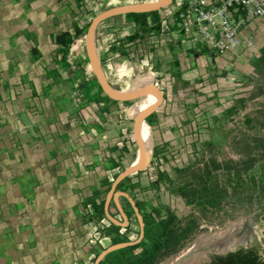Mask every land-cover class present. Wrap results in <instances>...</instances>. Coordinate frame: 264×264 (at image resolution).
<instances>
[{
  "label": "crops",
  "instance_id": "0c3cea01",
  "mask_svg": "<svg viewBox=\"0 0 264 264\" xmlns=\"http://www.w3.org/2000/svg\"><path fill=\"white\" fill-rule=\"evenodd\" d=\"M53 1L1 0L0 3L2 49L6 45H13V42L19 49L13 56V63L4 51H0V65L4 66L0 75L3 74L7 80L12 79L14 92L19 93V96L24 89L30 90L28 104L18 100L13 108L10 107L16 113L12 123L18 130L19 137L23 133L27 139L24 138L23 142L22 138L20 144L16 145L18 150L14 149L6 156L8 161L13 162L11 177L6 181L3 177L0 178V264H91L95 252L108 245H105V240L110 242L102 233V225L94 219L90 221L83 214L85 210L82 203L83 199L91 195L94 186L101 179H106L104 174L115 169L107 168L108 157L115 156L112 145H105L103 152L106 158L102 164L97 134L100 121L64 120V111H73V107L65 102L63 92L52 94L50 91H57V86L62 83L68 84V78H65L57 66L60 60L67 64V58L62 60L59 56L52 59L45 54L53 48L52 45L54 48L58 47L53 41L55 33L68 31L73 38L74 27L83 28L85 23L81 24L78 18L84 16L87 4L93 3L96 9L99 8L94 15L112 6L129 4L126 0H81L77 6L75 0H64V6L61 7L54 6ZM165 10L158 9L159 16ZM126 26L127 29L122 31ZM110 30L112 31L107 33ZM134 31L137 32L138 28L123 14L108 15L95 26L93 38L97 35V50L102 56L100 65L104 77L111 85L131 77L138 65L150 71L146 74H151L153 80L158 76L164 80L168 84L166 91L170 94H178L179 89L197 88L201 83H207L218 94L221 87L216 89L215 83H230L229 80L235 81L230 84L247 83L249 86L238 88V91H248L258 80L259 75L253 71L248 59L258 55V48L264 42L252 46L251 55H245L243 48L250 45L246 31L239 44L240 51L214 55L207 53L201 46L193 48L188 45L186 55L183 56L188 62L183 64V60L178 57L181 49L170 46L169 53L163 54L151 66L145 65L143 59H139V63L133 62L129 56L128 50L138 44L128 45L134 40L130 39ZM248 32L258 40L264 32V23L258 21L255 28L253 25L248 27ZM26 33L33 35L31 42L26 40ZM7 42L9 43L6 44ZM30 43L39 52V56L34 59L29 52ZM174 57L181 71V88L176 86V90L171 91L172 82H167V79L173 80L169 70L161 71L157 66L159 62L166 60H170V64ZM38 69L42 71L38 72ZM195 74L200 79L191 80V76ZM4 82L3 79L2 88ZM39 90L43 92L39 93ZM7 91L9 89L6 88L4 93L8 95ZM64 91L71 94L68 89ZM238 95H233V98ZM41 97H47L48 102L39 103ZM74 111L77 112L78 109ZM4 122L5 119H0V128ZM184 156L188 159V153ZM2 158L1 156L0 159ZM106 187L107 185L98 187L103 192L102 198ZM108 209L112 215L118 216L112 201L109 202Z\"/></svg>",
  "mask_w": 264,
  "mask_h": 264
},
{
  "label": "rangeland",
  "instance_id": "374dc122",
  "mask_svg": "<svg viewBox=\"0 0 264 264\" xmlns=\"http://www.w3.org/2000/svg\"><path fill=\"white\" fill-rule=\"evenodd\" d=\"M63 1L64 0H54L53 4L54 6L61 5L62 7L64 6ZM126 1L129 5H142L153 2L154 0ZM86 7L87 9L84 10V16L78 18L81 24L88 23L95 11L97 12L99 9L98 7L96 9V5H93V3L87 4ZM162 8L168 9L169 18L171 12L175 11L174 5L171 4L165 5L160 9L162 10ZM54 22H56V18H54ZM10 28H12V26H10ZM86 28H84L81 35L73 36L66 55L67 64L62 63L61 60L58 61L59 64L57 66L65 78H68V84L62 83L57 86L59 87L57 91L50 92L52 94L55 92H63L65 102L69 107H73V111H64V120L90 121L98 119L100 121V130L97 131V134L99 136L98 140L99 149H101L100 157L102 158V164L105 162L104 159L106 158L103 152L106 144H111L113 153L120 156V165L104 174V176L106 175V180L111 182L115 175L130 165L136 157L137 148L131 131L132 119L128 118L126 115V108L131 104H126L122 101H106L104 104L102 97L106 94L103 91L98 92L96 88L89 87V83L93 82V75L83 49V37ZM124 29H127V26L121 30L124 31ZM111 31L112 30L107 33ZM139 31L141 32V30ZM52 33L54 32L52 31ZM246 35L250 41L251 47L249 45V47L247 46L248 48H243V52L245 55H251L252 46L255 47L264 42V32L259 36L258 40L253 38L247 31ZM139 37L140 35L137 34V38ZM96 38L97 35H94L93 47L97 54L96 58L98 65L101 70H103L100 65L102 56L97 50ZM8 43L9 42L6 44ZM14 43L15 42H13V45H6L4 50L0 44V51H4L5 55L9 56V61L12 63L14 60L13 56L19 51ZM139 43L140 42H138L137 45H139ZM185 45L188 47L187 42ZM52 46L53 48H51L45 56L48 57L49 55L52 59H56L60 54L56 52L57 48H54V45ZM128 53L133 62L139 63V59H135V52L133 49H129ZM178 57L182 60L181 54ZM169 62L170 60L162 61L156 66L158 70L161 71L169 70ZM14 66L16 67V65H13V67ZM3 67L4 66L0 65V72L3 71ZM136 67L131 77H126V79L114 82L113 86L116 89H122L128 85L135 75L150 72L140 65ZM40 71H42V69H38V72ZM2 76L3 74L0 75V90H2L3 96L2 98L0 97V105L3 107H0V119H5V122L0 128V158L1 156L3 157L0 159V178L3 177L6 181L11 177L14 170L12 166L13 162L8 161L6 156L8 153H12L14 149L18 150L16 145L20 144L22 138L23 142L27 139L23 133V136L19 137L18 130H16L15 125L12 123V119L16 113L10 110V107L13 108L18 103V100H21L23 104H28L29 101L27 97L30 90L24 89L19 96V93L17 94L14 92V83L12 79L7 80V77ZM3 79L5 84L3 83L2 88ZM190 79L195 81L200 78L195 74L192 75ZM229 81L230 83H235L234 80ZM167 82L170 83L173 81L167 79ZM230 83L224 81L215 83L216 86L214 85V87L216 89L221 87L220 91H217L218 94H216L215 90L213 91L211 86L207 83H201L197 85V88L179 89L178 94L175 92L174 94H170L166 91L168 84H165V81L160 79L159 76L152 81V85L164 93V101L162 103L164 105L161 112L157 114L155 123L144 122L149 129L151 138L150 153L145 167L139 172L129 176L132 181H138L137 188L131 190V193L138 200L144 199L151 204L160 203L167 205L169 208L173 209L177 216L183 221L192 219L194 222L192 237L176 253L162 258L157 264H205L211 254L224 253L240 247L247 248L255 246L258 248L259 253H264V196L259 194V181L251 186H240L237 182L238 179H241L243 182L247 183V175L244 169L250 167L248 171H252L251 169H254L260 161L264 160V73L259 75L258 80L255 82V86L253 88L251 87L248 91H238V88H246L249 86L247 83L244 85ZM37 84L39 83L37 82ZM180 85L181 84L177 82L176 86H178V88H181ZM84 86H86L85 90H83ZM4 88L9 89V91H7L9 92L8 95L4 93ZM38 88L41 89V86L38 85ZM64 89L70 90L71 94H68V91H64ZM38 92L42 93L43 91L39 90ZM237 94L239 95L236 96V98H242V101L239 103L235 102V98H233V95ZM30 98L34 101L32 96ZM151 99L152 98L149 97L143 100L135 109L140 105L149 103ZM47 102V97H41L39 101L41 104H46ZM7 105L8 107H6ZM104 105L106 110L102 108ZM231 105H234L235 109L232 112L226 113L225 109ZM75 109H78V111H74ZM6 117H9L8 121ZM188 121L190 123H188ZM205 141H207V143H205ZM153 145H158L159 154H157V156L152 155ZM185 153H188V159H185ZM209 159H215L224 164L229 163V165L234 166L235 169H238L240 172L238 179L232 177L230 179L231 182L228 183L227 176L224 173L221 174V171H218V181L220 183H226L225 186H227L230 191V196L220 199L215 207L207 206L206 209H201L196 207L195 204L188 205L182 198L172 194L162 185L157 191H140L139 189L155 178L157 169L169 171V175L174 179L175 184L182 183L185 180L186 174L183 172L181 174H176V172L172 170V167H182L186 162L191 163L193 161L196 162V164L191 166L190 169H194L197 166L201 167L202 163ZM254 174L257 179L256 172H254ZM230 185H233L234 188L231 189ZM121 199L124 208H128L125 199ZM130 217L132 220L130 226L133 232L128 235L133 239L135 236L134 233L137 231V224L136 221L133 220L134 216L132 213ZM105 223L106 222H103L101 224L105 229L102 233H104L105 236L113 234L115 229L110 228V225L107 223L105 226ZM226 230L241 232L244 241L235 244L233 247L223 249H219L215 245L210 247L205 246L202 250L199 246L195 249L194 246L200 236L203 238V244L207 245L214 241L217 233ZM117 233L122 234L124 230L117 231ZM105 241V245L111 244L110 242L108 243L107 240ZM97 251H99V249Z\"/></svg>",
  "mask_w": 264,
  "mask_h": 264
},
{
  "label": "trees",
  "instance_id": "16d2710c",
  "mask_svg": "<svg viewBox=\"0 0 264 264\" xmlns=\"http://www.w3.org/2000/svg\"><path fill=\"white\" fill-rule=\"evenodd\" d=\"M80 1L81 0H75V4L78 6ZM123 15L129 21H132L139 30H141L140 33L157 32L159 30L160 17L158 10L137 14L124 13ZM87 25L88 23H86L81 29L74 27L73 36L81 35ZM137 34L138 33L134 31L130 35V39L137 38ZM25 36L27 41H32L33 35L26 33ZM71 36L72 34L68 31H59L54 34L53 41L58 46L56 52L60 54L59 56L62 60L66 58L68 53L69 45L72 42ZM29 52L32 59L39 56V52L32 43H30ZM248 63L252 66L253 71L256 74L261 75L264 73V44L258 48L257 56H251L248 59ZM169 72L173 79L171 91H175L176 84L177 82H180L181 75L176 57H174L170 63ZM89 84L90 88H96L98 92H102L94 76L93 82ZM85 89L86 86H84L83 90ZM102 100L104 101V104L106 101L117 102L106 95L102 97ZM139 100L141 99H135L131 102L125 101L124 103L133 104ZM234 100L239 103L242 101V98H235ZM103 108L106 110L105 105ZM151 109L145 111L143 114L147 113ZM234 109V105H231L226 108L225 111L226 113H229ZM156 119L157 115H154L146 119L145 122L155 123ZM138 134L141 141L143 135L141 127H139ZM205 143H207V141H205ZM153 146L152 155L157 156V154H159L158 145ZM107 161L109 166H107L108 169L116 168L120 165V156L115 155L114 157H108ZM195 164L196 162L192 161L182 167H172V170H174L176 174H181L182 172L186 174L185 180L182 183L175 184L174 179L169 175V171L157 169L155 178L149 181L147 185L142 186L139 189L140 191H157L162 185L172 194L180 196L188 205L195 204L196 207L201 209H206L207 206L215 207L220 199L230 196V191L227 186H225L226 183H220L218 181V171H221V174L224 173L227 176L228 183L231 182L230 179L232 177L238 179L240 172L238 169H235L234 166L229 165V163L224 164L223 162H218L215 159L204 161L201 167L197 166L194 168L195 170L190 169L191 166H194ZM248 168L250 167H246L244 169L245 174L247 175V183L243 182L241 179H238L237 182L240 186H251L259 181V194L264 196V160L260 161L254 169H251L252 171H248ZM254 172L257 174V179L255 178ZM110 183L111 182L106 179H101L98 184L94 186L91 195L88 198L83 199L82 205L85 210L83 214L86 215L90 221L92 219L100 221L102 218H105L103 213V198L101 196L103 192L98 187L107 185L104 189L106 192ZM137 184V180L132 181L129 176H126L116 184L115 188L128 192L138 207L143 221L142 239L137 244L109 251L103 256L98 264H157L162 258L176 253L192 237L194 228V222L192 219L183 221L177 216L175 211L167 205L160 203L151 204L144 199H135L131 190L137 188ZM230 188L233 189V185H230ZM87 205H90L91 211H88ZM126 206L128 208H124V206L122 207L125 213L130 217V214H133V212L127 201ZM133 220H135V218H133ZM131 222L132 220L130 218L129 225L123 227L124 233L122 234L117 233L120 229L119 226L113 225L109 222L110 228L115 229L113 234L106 235L109 238L110 243L127 241V233L132 230L130 228ZM104 230L105 229L103 228L102 231L104 232ZM97 252H95L93 258ZM205 264H264V253H259L258 248L255 246L247 248L240 247L224 253L211 254Z\"/></svg>",
  "mask_w": 264,
  "mask_h": 264
},
{
  "label": "built area",
  "instance_id": "2783aa9c",
  "mask_svg": "<svg viewBox=\"0 0 264 264\" xmlns=\"http://www.w3.org/2000/svg\"><path fill=\"white\" fill-rule=\"evenodd\" d=\"M174 5L175 11L168 17V9L161 13L157 32L137 33L139 38L132 42L139 43L132 49L135 59H143L151 66L159 61L163 54L169 53V47L181 49L183 63L187 42L189 47L201 46L207 53L222 55L227 52L240 51L239 44L244 32L251 25L264 23V0H168L166 5ZM91 211L90 205H87ZM98 224L109 221L102 218ZM105 223V226H106ZM124 230L123 227L119 231ZM133 231L127 233L131 234ZM137 236L136 232L134 233Z\"/></svg>",
  "mask_w": 264,
  "mask_h": 264
},
{
  "label": "water",
  "instance_id": "95a60500",
  "mask_svg": "<svg viewBox=\"0 0 264 264\" xmlns=\"http://www.w3.org/2000/svg\"><path fill=\"white\" fill-rule=\"evenodd\" d=\"M168 3V0H154L153 2L143 4V5H117L112 6L102 11L96 13L92 19L89 21L88 26L86 28L84 37H83V49L88 61V65L92 72V75L95 77L98 85L101 90L111 99L122 102H131L135 99H142L145 97H151L155 101L154 107L148 111L147 113L140 115L134 119H132V136L135 142L137 153L134 161L124 168L122 171L118 172L114 179L111 181L108 190L106 191L103 197V213L105 218L110 221L113 225L119 227H125L129 225V215L125 213L122 204L120 202L121 198L125 199L133 212V216L135 218L137 224V236L134 239H128L127 241H121L116 243H111L100 249L95 257L93 258L91 264H98V262L103 258V256L112 251L114 249L131 246L137 244L142 239L143 235V221L141 214L136 206L133 198L129 195L128 192L116 189V184L122 180L126 176H130L137 171L142 170L147 161L148 155H146L142 144L140 142L138 130L139 127L145 122L146 119L157 115L160 111L162 103L164 101V94L161 90L154 87L152 84L150 86L143 87L134 93H125L121 89H116L113 85H111L103 75L101 68L98 65L97 58L93 57V34L94 29L98 21L102 18L112 15V14H137L142 12H148L152 10H158L161 7L165 6ZM138 102V101H137ZM112 201L118 216L112 215L108 209L109 202ZM233 250V249H231Z\"/></svg>",
  "mask_w": 264,
  "mask_h": 264
},
{
  "label": "bare ground",
  "instance_id": "6f19581e",
  "mask_svg": "<svg viewBox=\"0 0 264 264\" xmlns=\"http://www.w3.org/2000/svg\"><path fill=\"white\" fill-rule=\"evenodd\" d=\"M143 5V4H142ZM93 57L96 59L97 54L95 51H93ZM153 81V77L151 74H146V73H140L135 75V77L132 79L131 83L125 87L124 89H121L123 92L125 93H134L135 91L146 87V86H150L152 84ZM148 97L142 98L141 100H139L138 102H135L131 105H129L126 108V114L128 117H130L131 119H134L140 115H142L145 111L149 110L151 107H153L155 101L152 98L150 100L149 103H146L145 105H140L138 106L136 109L135 107L140 104L143 100L147 99ZM141 129L143 130V139H142V147L146 153V155H149L150 153V142H151V138L149 135V129L146 126V124H142ZM203 238L202 236H200L195 244V249L201 248L204 249L205 246L210 247L212 245L217 246L219 249H223V248H229V247H233L235 244L237 243H242L244 241V238L242 236V233L236 230H226V231H222L216 234V237L214 239L213 242L206 244H203ZM194 245V244H193ZM200 250V252H201ZM199 252V254H200ZM197 255V254H196ZM195 255V256H196Z\"/></svg>",
  "mask_w": 264,
  "mask_h": 264
}]
</instances>
